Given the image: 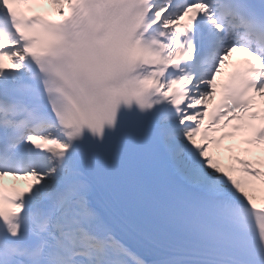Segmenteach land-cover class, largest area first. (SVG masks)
Returning <instances> with one entry per match:
<instances>
[{
  "label": "snow or ice",
  "instance_id": "1",
  "mask_svg": "<svg viewBox=\"0 0 264 264\" xmlns=\"http://www.w3.org/2000/svg\"><path fill=\"white\" fill-rule=\"evenodd\" d=\"M258 192L264 0H0V264H264Z\"/></svg>",
  "mask_w": 264,
  "mask_h": 264
},
{
  "label": "bare ground",
  "instance_id": "2",
  "mask_svg": "<svg viewBox=\"0 0 264 264\" xmlns=\"http://www.w3.org/2000/svg\"><path fill=\"white\" fill-rule=\"evenodd\" d=\"M229 163L225 164V166H227ZM256 195H257V202L261 203L262 202V198H264V193H259L258 192Z\"/></svg>",
  "mask_w": 264,
  "mask_h": 264
}]
</instances>
